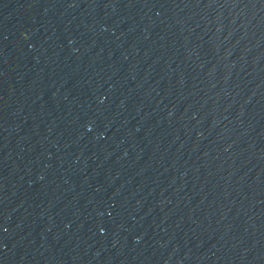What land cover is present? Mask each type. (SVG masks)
Masks as SVG:
<instances>
[{"label":"water","instance_id":"95a60500","mask_svg":"<svg viewBox=\"0 0 264 264\" xmlns=\"http://www.w3.org/2000/svg\"><path fill=\"white\" fill-rule=\"evenodd\" d=\"M0 264H264V0H0Z\"/></svg>","mask_w":264,"mask_h":264}]
</instances>
